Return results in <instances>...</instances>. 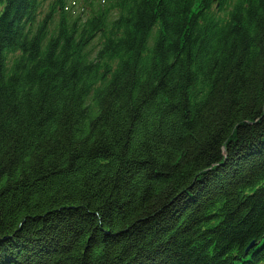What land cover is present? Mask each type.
<instances>
[{"label":"trees","instance_id":"trees-1","mask_svg":"<svg viewBox=\"0 0 264 264\" xmlns=\"http://www.w3.org/2000/svg\"><path fill=\"white\" fill-rule=\"evenodd\" d=\"M0 264H264V0H0Z\"/></svg>","mask_w":264,"mask_h":264}]
</instances>
